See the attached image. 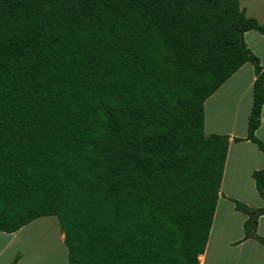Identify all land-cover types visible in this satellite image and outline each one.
Instances as JSON below:
<instances>
[{"label":"trees","instance_id":"obj_1","mask_svg":"<svg viewBox=\"0 0 264 264\" xmlns=\"http://www.w3.org/2000/svg\"><path fill=\"white\" fill-rule=\"evenodd\" d=\"M240 0H0V231L54 216L68 264H199L229 136L205 100L253 66L246 136L264 68ZM264 202V167L252 171ZM246 215L255 232L264 204ZM16 258L14 259V261Z\"/></svg>","mask_w":264,"mask_h":264},{"label":"crops","instance_id":"obj_2","mask_svg":"<svg viewBox=\"0 0 264 264\" xmlns=\"http://www.w3.org/2000/svg\"><path fill=\"white\" fill-rule=\"evenodd\" d=\"M245 13L264 21V16L247 9ZM244 39L264 68V34L250 30L244 33ZM253 80V66L245 63L204 102L205 132L228 135L229 145L207 245L199 256V264H264V245L255 238L243 239L246 215L235 210L230 200L238 199L251 208L264 204L251 175L253 170L264 167V152L250 140H232L246 136ZM232 101L234 104L227 108L226 104ZM223 110L228 116L222 117ZM255 134L264 143V102ZM255 232L264 237V214L258 217ZM0 264H68L56 218L38 217L14 232L0 231Z\"/></svg>","mask_w":264,"mask_h":264},{"label":"rangeland","instance_id":"obj_3","mask_svg":"<svg viewBox=\"0 0 264 264\" xmlns=\"http://www.w3.org/2000/svg\"><path fill=\"white\" fill-rule=\"evenodd\" d=\"M240 4L242 6L245 5V8L250 13L258 15L259 17L264 16V0H240ZM233 98L235 100L234 96H233ZM228 102H230V101L228 100ZM209 104H211V103H209ZM233 104H234L233 101H232V103L226 104L228 106L227 108L231 107ZM208 106H210V105H208ZM221 114H222V117L228 116V112L225 113L224 110L222 111Z\"/></svg>","mask_w":264,"mask_h":264}]
</instances>
